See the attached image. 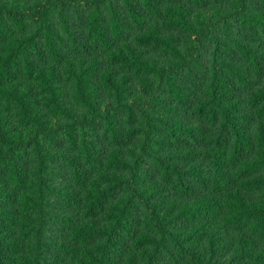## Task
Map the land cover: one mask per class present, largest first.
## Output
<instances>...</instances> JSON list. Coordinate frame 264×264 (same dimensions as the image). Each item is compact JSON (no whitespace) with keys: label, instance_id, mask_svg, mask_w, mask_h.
I'll return each instance as SVG.
<instances>
[{"label":"trees","instance_id":"trees-1","mask_svg":"<svg viewBox=\"0 0 264 264\" xmlns=\"http://www.w3.org/2000/svg\"><path fill=\"white\" fill-rule=\"evenodd\" d=\"M0 264H264V0H0Z\"/></svg>","mask_w":264,"mask_h":264}]
</instances>
